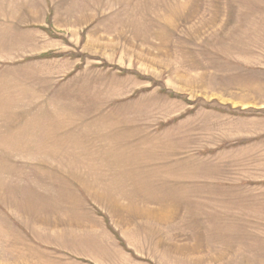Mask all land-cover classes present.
I'll return each instance as SVG.
<instances>
[{
	"label": "rangeland",
	"instance_id": "374dc122",
	"mask_svg": "<svg viewBox=\"0 0 264 264\" xmlns=\"http://www.w3.org/2000/svg\"><path fill=\"white\" fill-rule=\"evenodd\" d=\"M0 264H264V0H0Z\"/></svg>",
	"mask_w": 264,
	"mask_h": 264
}]
</instances>
